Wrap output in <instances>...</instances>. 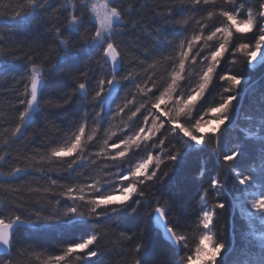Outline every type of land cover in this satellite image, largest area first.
Listing matches in <instances>:
<instances>
[{
  "label": "snow or ice",
  "instance_id": "1",
  "mask_svg": "<svg viewBox=\"0 0 264 264\" xmlns=\"http://www.w3.org/2000/svg\"><path fill=\"white\" fill-rule=\"evenodd\" d=\"M0 81V264H264V0H0Z\"/></svg>",
  "mask_w": 264,
  "mask_h": 264
},
{
  "label": "trees",
  "instance_id": "2",
  "mask_svg": "<svg viewBox=\"0 0 264 264\" xmlns=\"http://www.w3.org/2000/svg\"><path fill=\"white\" fill-rule=\"evenodd\" d=\"M234 67L239 68L240 65H235ZM256 75L258 76L259 73H257ZM5 80H7V77L5 78ZM3 86H4V82L0 81V88H2ZM10 95L11 94L9 92L0 93V106L6 107L7 98L10 97ZM120 95L122 97L124 95V92L122 91L120 93ZM117 102H119V101H117ZM139 103H140V98L138 97L137 98V105ZM244 104H245V109L250 110V101L245 100ZM113 108H115V105H113ZM109 119H110V114H109ZM114 123H119V118H117V120ZM245 123H246V121L243 119V117H241L240 125L243 126V125H245ZM105 126L107 127V124ZM233 135L239 136V135H241V133L239 132V130H237L235 133H233ZM198 166H199L198 160L195 157H193L189 161H187L186 165H185L186 169L191 173H195ZM207 179H208V177H205L203 179V181H193L192 186L187 193L186 200H187V203H189L192 206L189 210L191 211L193 216L195 215V211L198 208V205L196 204V200H197V192L200 191L199 183L203 182L206 185ZM235 216L237 218L236 224H237V229H238L237 243H239V235L242 234V230L248 226V221L245 217H243L239 213H237V210L235 212ZM231 223H232V213L226 212L224 215L223 224L220 227L223 230V234L225 235V237L230 238V239H231V231H230L229 225H231ZM105 264H114V261L107 260L105 262Z\"/></svg>",
  "mask_w": 264,
  "mask_h": 264
},
{
  "label": "rangeland",
  "instance_id": "3",
  "mask_svg": "<svg viewBox=\"0 0 264 264\" xmlns=\"http://www.w3.org/2000/svg\"><path fill=\"white\" fill-rule=\"evenodd\" d=\"M237 213H239V214H240V212H239V209H237Z\"/></svg>",
  "mask_w": 264,
  "mask_h": 264
}]
</instances>
